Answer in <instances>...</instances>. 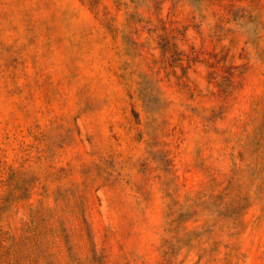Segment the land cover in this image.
<instances>
[{
    "label": "rangeland",
    "instance_id": "rangeland-1",
    "mask_svg": "<svg viewBox=\"0 0 264 264\" xmlns=\"http://www.w3.org/2000/svg\"><path fill=\"white\" fill-rule=\"evenodd\" d=\"M0 264H264V0H0Z\"/></svg>",
    "mask_w": 264,
    "mask_h": 264
}]
</instances>
